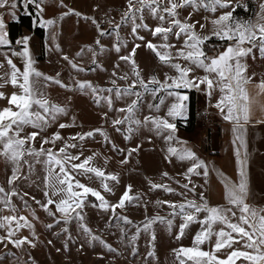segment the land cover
Segmentation results:
<instances>
[{"label": "snow or ice", "instance_id": "6c2138e0", "mask_svg": "<svg viewBox=\"0 0 264 264\" xmlns=\"http://www.w3.org/2000/svg\"><path fill=\"white\" fill-rule=\"evenodd\" d=\"M128 11L124 14L122 20L128 22L131 20L132 34L139 40H144L143 36H139L138 29L143 28L153 36L158 37L161 43L154 44L151 41L147 42L146 47L157 56L161 64L173 69L176 75L169 76L165 74V79L161 81L156 76H152L147 82L140 76L138 66L134 60L136 49L140 47L136 44L131 53L127 56H121L120 59L131 65L132 75L136 79L132 81L128 87L124 89H115L117 98L123 96H135L131 103L126 108H121L118 111L127 113L123 120L116 119L113 125H119L125 121L131 120L138 107V102L141 99V92L136 89L139 87L145 93H150L154 98L160 92H166L167 96L173 97L174 101L167 107L165 117L147 116L144 119V124H150L155 129L157 134L167 133L166 140L171 142L175 140L176 124L178 118H185L187 112L188 96L182 93L181 89H196L201 90L204 86V91L211 97L218 89L221 93L215 107L220 111L223 118L232 124V132L234 134L233 143L237 144L236 156L239 168V183H233L226 178L224 179L225 198L228 206H213L210 207L206 201L196 203L193 200H187L185 203L174 204L169 202V207L174 210L175 215H180L182 223L179 225V231L176 239L179 240L185 235L186 229L192 224H199L200 230L193 237V243L190 247H180L173 249V253L178 264H264V209H257L247 203L248 197V179L245 171L247 163L246 153L241 152V149L246 148L244 133L246 125L251 118V98L246 89V85L250 83L251 77L247 75L248 65L246 59L251 56L255 59L254 49L259 52L261 58H264V23H253L248 20H241L234 15L238 7L247 10V5H243L237 0L234 5L232 0H127ZM24 7L34 5L38 9L37 15H42L44 8L42 5L45 0H23ZM62 3V0H61ZM139 5V7H137ZM16 0H0V8L10 7L16 8ZM191 8L192 11L184 19L180 16L182 11ZM231 9L230 11H222V13L211 20L213 25L212 30L208 34H201L196 30V25H200V29L206 28L205 24L200 21H192L194 13L203 9L206 12L215 14L218 10ZM261 12L257 14L258 19H264V3L260 5ZM147 10L148 14L156 19L159 23L155 28L150 29L147 24L143 23V13ZM72 14V10L64 13V15ZM79 16V13H75ZM139 19L141 23L137 24ZM207 19V17H205ZM56 23L54 19L42 21L43 26H52ZM120 25H116L118 29ZM103 35V33H101ZM170 36H174L177 41H180V47L176 48L175 44L169 42ZM215 37L218 40L226 41L223 51L216 52L215 55L209 56L205 50L206 42ZM29 37H25L16 43L22 44L21 51H12L11 55L3 53L4 59L8 65V71L0 75V88L6 85H11L19 91L12 92L10 96H5V93L0 92V99H7L8 107L0 109V156L10 160L14 165L13 174L8 180L11 185L19 179L17 173L20 171L21 161H24L26 155L46 156V163L49 165V177L54 178V183H50L53 189L54 196L59 195L61 199L55 201L51 198L47 203L42 205L49 215H55L48 205L55 204L56 210L64 216L67 223L71 218L72 213H76L77 217L83 219L77 209H82L88 195L95 197L100 201V207L108 208L109 205L101 193L91 187L86 186L75 178V173L81 175L94 174L95 177L101 179L102 187L105 191H111L108 183L105 181H117V176L114 174H106L100 168L91 166L90 162L94 156L86 157L80 163L79 155H72L67 150L76 148V143H68L65 138L57 131L51 137H44L41 140L39 150L31 145L34 144L40 133L44 131L52 122H55L58 115L64 114L66 109L62 106L52 104L42 91L37 88L38 78H43L45 81H52L55 84L65 87L56 77L45 76L36 69L35 60L33 59L28 47ZM99 41H97V44ZM10 41L7 39L5 24L2 16H0V47L8 46ZM176 49L175 52L172 49ZM116 51H120V47H116ZM77 55H80L78 53ZM12 56L19 57L23 62V70L13 62ZM64 60L77 69V65L73 63L67 56ZM177 60H183L184 63H177ZM4 64L0 63V68ZM119 67V65H117ZM201 69L205 73L203 76H196L194 73ZM78 71H84L79 68ZM59 73H57V77ZM128 79V75L120 77ZM115 85V81L112 82ZM80 89H91L93 94L98 91L113 92L112 88L97 89L90 82L79 83ZM257 87L264 93V80ZM109 106L112 100L110 97H105ZM164 98L160 97L159 103L149 105V108L160 110L164 104ZM136 124L141 121L136 120ZM26 126H30L38 131H32L25 135H21ZM72 125L61 123L60 129L71 127ZM96 132H101L96 129ZM103 135V133H101ZM94 132L77 134L70 137V140H84L86 137H92ZM58 141L63 143V146L58 151H53L52 148L45 149L43 145H55ZM136 151L132 149L129 152ZM171 156H176L180 160H191L193 164L185 173L186 178L191 183L189 174L207 176V167L203 161L199 160L195 153L187 148L177 149L169 147L167 149ZM82 155V153H81ZM26 163V161H24ZM127 163V160L123 161ZM58 169V171H57ZM203 169L201 173L198 171ZM167 176V173H164ZM183 187L188 189V184ZM152 189L163 188L166 192L174 190L167 185L151 184ZM195 192V187L189 189ZM131 186H127V190L123 193L119 202L112 205V211L116 208H124L126 202L130 203L137 197L131 196ZM0 193H7L3 187H0ZM11 195H17L13 190ZM48 196V192H45ZM203 201V195L201 194ZM8 204L7 199L4 200ZM37 203H40L37 201ZM159 203V202H158ZM179 209L178 212L175 210ZM14 211V208L12 209ZM200 213L206 215L203 219L199 218ZM239 213V214H238ZM125 223H131L127 217H121ZM164 222L163 217H153L144 224V231H149L151 225L156 221ZM24 221V223H20ZM15 223V228L12 227ZM59 223V220L57 221ZM169 228L172 226V220H167ZM219 226V227H217ZM23 227L32 228V225L23 216H4L0 218V228L5 229L6 235L0 236V244L7 247L12 244L16 248H20L24 244H31L35 247L32 241L27 237L16 238V233ZM49 228L52 225H48ZM83 227V226H82ZM85 232H90L87 227L83 229ZM67 231V229H65ZM139 232V229H138ZM34 234V233H33ZM137 237L133 236L135 240ZM97 239V237H93ZM152 241L155 240V235L151 236ZM206 243L211 244V250H204L202 247ZM109 247V250H112ZM218 253H223L221 258ZM10 254V253H9ZM148 256H154V252L149 251ZM2 259V257H0Z\"/></svg>", "mask_w": 264, "mask_h": 264}, {"label": "rangeland", "instance_id": "374dc122", "mask_svg": "<svg viewBox=\"0 0 264 264\" xmlns=\"http://www.w3.org/2000/svg\"><path fill=\"white\" fill-rule=\"evenodd\" d=\"M84 1L86 6L78 4L76 8L79 14L88 15L89 21L70 14L64 15L69 10L66 9V3L63 0L62 3L61 0H45L42 5L44 12L39 16L38 11H32V6H28V12L30 8L32 13V26H39L42 29V41L35 38L30 31L23 30L22 34L30 38L28 47L35 60L36 69L45 76L58 78L65 85L62 87L52 81H45L42 77L38 78L37 88L48 100L59 103L66 102L68 99V106L64 107L66 112L58 115L55 123H50L48 129L52 133L59 131L65 141L76 143L78 146L85 142L79 139L73 141L69 138L77 134L94 132L92 137H86L85 140L99 145L101 133H103L102 136H106L111 145L115 142L120 147L123 140L114 132L116 126L115 128L110 126V129L114 130L108 131L102 122L96 125L98 119L113 122L115 116L120 113L118 111L120 107L126 106V102H129L132 97L117 98L115 94V89H124L136 79L132 75L131 65L122 61L120 57L129 55L133 47L139 44L140 47L136 49L134 60L145 82L152 76L163 81L165 74L173 76L176 73L173 69L161 64L155 53L146 47L149 41L154 44L161 43L158 37H153L149 31L140 28L137 34L143 36L144 40H139L132 34L131 20L128 22L122 20L128 11L127 0H100L98 3L96 0ZM234 1L237 2V0H232L233 3ZM115 5L120 6L118 7L120 10H124L121 11L122 17L119 15L114 17L112 9ZM248 6L247 10L236 9L235 13L241 14L243 20H245V14L249 12ZM226 10H218L212 14L201 9L194 13L192 21H200L206 25V28L201 30L200 25L197 24L196 30L201 34L210 33L213 27L211 20ZM191 11V8L183 10L180 18L184 19ZM97 14L98 17L94 18L93 16ZM143 15V23L147 24L150 29L155 28L159 23L148 14L147 10ZM50 19H54L56 23L52 26L42 25V21ZM259 21L255 23H264L263 19ZM136 23L139 24L141 21L137 19ZM116 25L120 27L117 29ZM97 41H99L98 44ZM169 42L175 44L176 48L181 46L180 41H177L174 36H170ZM117 46L120 47L119 52L116 51ZM175 50V48L172 49L173 52ZM78 53L80 55H77ZM35 55L41 59H36ZM64 56L75 63L77 69L82 68L84 71L72 68L68 61L63 59ZM176 62L184 63L183 60ZM57 73H59L58 77ZM202 73L203 71L198 69L194 75L202 76ZM125 74L128 75V79H121L120 77ZM82 82H90L98 90L112 88L113 92L98 91L93 94L91 89L78 87ZM136 90L141 93L144 91L139 87ZM105 97L111 98V106ZM61 123L72 126L60 129L59 124ZM197 126L200 127V124ZM96 129H100L101 132H96ZM44 137L46 136L40 134L34 145L41 146V140ZM61 145L63 143L58 141L52 146ZM25 157L26 164L23 167L21 163L20 171L17 173L19 179L10 185L8 180L13 174L15 165L0 156V187H3L5 193L8 194L5 197L4 193H0V204L4 203L5 199L14 207L22 202L28 204L37 226L35 236L28 240L32 241L35 247L31 244H24L20 248L12 244H8L7 247L0 244V257H2L0 264H177L173 253L175 243L173 239L176 235V220L180 215H175L169 204L164 202L178 205L191 199L184 200L182 191L174 185L162 183L174 190L167 193L163 188L152 189L151 184L143 179L139 182V188L130 193L137 199L130 203L126 202L124 208H116L115 212L112 211L111 206L117 203L107 202L109 207L102 208L100 202L86 198L83 208L77 209L83 219L77 217L76 213H72L66 223L64 216L56 210L55 206L48 205V208L55 213L51 216L42 207L46 204L42 196L41 185L43 167L39 158L32 155ZM126 160L131 162L129 152L126 154ZM143 162L146 163V161ZM129 179L132 180V177L129 176ZM13 190L17 195H11ZM175 211L178 212L179 209ZM157 216L165 218L164 222L158 220L151 225L149 231H144V224ZM121 217H127L131 223H125ZM169 219L172 220L171 228L167 223ZM58 220L59 223H57ZM48 225L52 227L49 228ZM84 227H87L90 232H85ZM152 234L155 235L154 241L151 239ZM133 236L137 238L133 240ZM108 246L112 250H109ZM149 251L154 252V256L149 257Z\"/></svg>", "mask_w": 264, "mask_h": 264}, {"label": "crops", "instance_id": "0c3cea01", "mask_svg": "<svg viewBox=\"0 0 264 264\" xmlns=\"http://www.w3.org/2000/svg\"><path fill=\"white\" fill-rule=\"evenodd\" d=\"M63 1L66 3V9L72 10V14L70 15H73L74 17L79 19L87 21L90 20L88 15H86L85 13L82 15L80 14L79 16L75 15V13H78V8H76V5H87L84 0ZM99 1L100 0H96L97 3ZM239 2L243 5H249L248 7L250 8L249 12L245 14V21L250 20L253 23H255L256 21L260 22L257 14L261 12L260 5L264 3V0H239ZM236 3L237 2L234 1L233 4L235 5ZM16 5L17 6L15 9H12L10 7L0 8V16H2L4 20L7 39L10 41V44L8 46L0 47V63L4 64V67L0 68V75H2L5 71H8V65L4 59L3 53H8L9 55H11L12 52L11 45L13 42L11 41L8 34V23L10 21H15L18 14L28 13V9L24 7L23 0H16ZM30 6H32V11H38V9L34 5H29V7ZM118 7L120 6L115 5L112 9L114 17L117 15L121 16V11H124L123 9L120 10ZM238 9L245 10L242 7H238ZM230 10L231 9L229 8V11ZM226 11H228V9ZM234 15L238 18L241 17L239 19L243 20L241 14L234 13ZM93 17L97 18L98 14ZM17 37L20 40H22V38H25L22 33ZM211 40L217 42L215 44V48L212 49L211 52H207L209 56L215 55L216 52L223 51L224 46L227 44L226 41L218 40L215 37H213ZM22 49L23 48L21 44L20 51ZM254 55L255 59H253L251 56L246 59V63L248 65L247 75L251 77V81L246 85V89L252 103L250 122L246 125L244 133L246 148L241 149V152L242 154L246 153L247 155L245 171L247 173L248 179V197L246 202L254 208L264 209V93H262L257 87V85H259L260 82L264 80V58H261L259 52L255 49ZM11 58L13 59V62L17 65V67L22 71V60L16 56L15 58L13 56ZM35 58L41 59L37 58L36 55ZM204 74L205 73L203 72L202 76ZM0 83H2V81H0ZM14 91L18 92L19 90L13 88L11 85H6L4 88H0V92L5 93V96H10ZM180 91L187 94V96L189 94L193 95V107H195V105H202L206 106L209 110L212 123L210 124L211 127L206 137L202 136L200 127L197 126L198 124H196L194 120L190 129H186L184 127L185 119L188 114V101L186 102L187 112L185 118H178L174 121L176 124L175 140L171 142L167 141V133L157 134L152 125L143 123L144 119L147 116L165 117L167 107L174 101V98L167 96L166 92H160L154 98L150 93H147V95H143L145 93L143 91L141 93V99L138 102L137 110L135 111L131 120L125 121L124 123L119 125H113L112 121L107 122L100 119L96 120V122L98 121L96 125H99L102 122L103 126L108 129V131L114 130L110 129V126H112L113 128H115L116 126V131L114 132L118 134L123 140V143L120 147L116 145L115 142H112L111 145V143L107 141V137H103L101 135V143H99V145L95 144V142L86 141L84 139V144L79 145L76 148H69L67 150L72 155L80 156V160L74 161L75 163H80L86 157L94 156V159L90 162L91 166L100 168L106 174L116 175L118 178L117 181H105L106 183H108L111 191H105V189L102 187L101 179L95 177L94 174L81 175L79 174V172H77L75 173V178L86 186L99 191L108 203H118L123 193L127 190V186H131V192L134 189V191H136L139 188V182L145 179L147 183L150 184L163 183L174 185L177 189H179V191H182L181 194L184 200L189 198L198 204L206 201L210 207L228 206L227 200L225 198L224 179L226 178L233 183H239L240 165L238 164L236 156V149L238 145L233 143L235 137L232 132V124L229 121H226L220 111L215 107L217 101L221 96V93L217 89L212 94V96L209 97L204 91L203 85L201 86V90L199 91L194 88L181 89ZM160 97H163L165 101L164 104L161 105L160 110L156 111L155 108H149V105L158 104ZM133 99H136V97L132 96L130 101L126 102V106H121L120 109L126 108ZM67 101L59 103L58 101L57 103H54V101L50 102L52 104L67 108ZM8 106L9 105L7 99H0V109ZM126 115L127 113L120 112L119 115L115 116V118L123 120ZM136 120L141 121V123L136 124ZM32 131H38V129H33L30 126H26L21 135L23 136ZM40 134L48 137L53 133L47 127ZM34 144H32L31 146L39 150L41 146H37ZM62 146L63 145L54 147L52 145L45 144V146L43 147L45 149L52 148L55 152L58 151V149ZM170 146L175 147L178 150L187 148L194 152L196 157L199 160L203 161L206 165L208 172L207 176H204L203 174H189L191 179V183H189V180L186 178L185 173H187V169L192 166L193 161L180 160L176 156H171L167 151ZM132 149H136V151L131 152V162L124 163L123 161L126 160V154ZM35 157L39 158V161L43 167L41 185L42 196L44 197V200L46 201V203L49 198L55 201H59L61 199V196H54L52 194L53 189L50 187V183H54V178L49 177V165L46 163L47 157L44 155ZM24 161H26V157H24ZM24 161L21 162L23 167L24 164H26ZM143 161H146V163ZM198 171L202 173L204 170L199 169ZM164 173H167V176H165ZM129 176L132 177V180L129 179ZM186 183L189 186L188 189H185L183 187V185ZM193 187H195V192L189 190ZM45 192H48V196H45ZM201 194L203 195V201L201 200ZM91 197L94 200L98 201L95 197ZM52 206H55V204H52ZM13 208L14 211L12 210ZM205 215V213H200L199 218L203 219ZM4 216H23L32 225L31 229H29L28 227L19 229L14 239L24 237L32 239L35 236L37 229L36 221L28 204L22 202L17 207H14L10 203H1L0 218ZM20 223H24V221H20ZM181 223L182 218L180 216L176 220V235L175 239H173L175 242L174 249H179L182 246H192L193 237L200 230L199 224H192L188 229H186L185 235L181 239L177 240L176 236L178 234L179 225ZM12 227L15 228V223H13ZM4 235H6L5 229L0 228V236ZM202 247L204 248V250H211L210 243H206ZM218 255L223 258V253H218ZM176 263L178 264L177 260ZM237 264H240V262L238 261Z\"/></svg>", "mask_w": 264, "mask_h": 264}, {"label": "trees", "instance_id": "16d2710c", "mask_svg": "<svg viewBox=\"0 0 264 264\" xmlns=\"http://www.w3.org/2000/svg\"><path fill=\"white\" fill-rule=\"evenodd\" d=\"M31 10L27 14H18L15 21H10L8 23V34L12 42L15 41L16 37L21 35L23 30L32 32L39 40L42 39V29L39 26H32L31 23ZM217 41L209 40L206 42L205 50L206 52H211L215 48ZM193 95H188V114L185 119L184 127L190 129L193 124ZM87 198L93 199L91 196Z\"/></svg>", "mask_w": 264, "mask_h": 264}, {"label": "built area", "instance_id": "2783aa9c", "mask_svg": "<svg viewBox=\"0 0 264 264\" xmlns=\"http://www.w3.org/2000/svg\"><path fill=\"white\" fill-rule=\"evenodd\" d=\"M19 40L20 39L17 37L12 43V51H20L21 44L16 43ZM13 57L15 58V56ZM193 120L196 124H200L202 136L206 137L211 127L210 124L212 123L210 118V112L207 107L202 105H195V107H193Z\"/></svg>", "mask_w": 264, "mask_h": 264}]
</instances>
